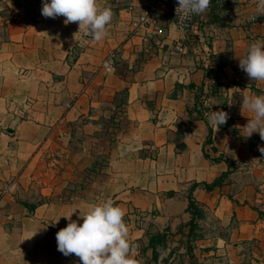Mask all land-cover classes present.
I'll return each instance as SVG.
<instances>
[{
    "label": "crops",
    "instance_id": "obj_1",
    "mask_svg": "<svg viewBox=\"0 0 264 264\" xmlns=\"http://www.w3.org/2000/svg\"><path fill=\"white\" fill-rule=\"evenodd\" d=\"M98 3L113 17L95 42L43 17L42 0H0V264H81L56 233L107 199L139 264L155 262L152 236L190 227V196L198 264H264V140L247 137L241 109L264 82L238 60L264 40L255 0H211L189 32L167 0ZM150 6L161 30L133 31ZM221 110L216 130L206 113Z\"/></svg>",
    "mask_w": 264,
    "mask_h": 264
},
{
    "label": "clouds",
    "instance_id": "obj_2",
    "mask_svg": "<svg viewBox=\"0 0 264 264\" xmlns=\"http://www.w3.org/2000/svg\"><path fill=\"white\" fill-rule=\"evenodd\" d=\"M255 3L253 20L264 16V0H255ZM177 4L176 15L189 19L192 15L206 14L210 0H177ZM41 15L52 19L62 16L65 25L77 23L78 32L82 31L95 42L106 38L107 26L113 17L111 9L102 8L98 0H42ZM238 60L239 68L250 81L264 82V40L251 43L245 56ZM241 109L251 113L243 127L247 137L258 133L264 140V95L244 96ZM206 116L216 130L230 118L222 110L206 113ZM259 151L264 153V147ZM72 214L63 216L68 220L67 226L56 233L57 250L64 256L74 255L81 264H139L135 258L137 246L130 242L129 228L124 221L126 213L115 206L113 200L91 205L77 220L72 219Z\"/></svg>",
    "mask_w": 264,
    "mask_h": 264
},
{
    "label": "rangeland",
    "instance_id": "obj_3",
    "mask_svg": "<svg viewBox=\"0 0 264 264\" xmlns=\"http://www.w3.org/2000/svg\"><path fill=\"white\" fill-rule=\"evenodd\" d=\"M193 228L186 225L184 228L174 232L164 234L162 242H156L158 252L162 255L161 264H184L185 262L197 263L199 249L198 241L205 233L204 228L201 226L199 220L194 218ZM197 251V252H196ZM213 261L212 263H214ZM149 264H158V262H150Z\"/></svg>",
    "mask_w": 264,
    "mask_h": 264
},
{
    "label": "built area",
    "instance_id": "obj_4",
    "mask_svg": "<svg viewBox=\"0 0 264 264\" xmlns=\"http://www.w3.org/2000/svg\"><path fill=\"white\" fill-rule=\"evenodd\" d=\"M172 12V15L175 19V22L179 29L189 32L196 22L201 19L204 15H192L189 19H181L179 14L176 15L175 9L178 6L177 0H167ZM211 1V0H210ZM223 3H228V0H222ZM133 31L139 30L141 28H152L154 31L158 32L161 30V26L159 24V16L156 12L154 6H150L144 10L137 16L136 20L132 23ZM183 45L181 43L176 44L174 46V50L177 52L183 51Z\"/></svg>",
    "mask_w": 264,
    "mask_h": 264
},
{
    "label": "trees",
    "instance_id": "obj_5",
    "mask_svg": "<svg viewBox=\"0 0 264 264\" xmlns=\"http://www.w3.org/2000/svg\"><path fill=\"white\" fill-rule=\"evenodd\" d=\"M202 116V115H200ZM222 128H224V126L222 125ZM210 135H211V130H210ZM211 140V139H210ZM227 175V174H226ZM226 175H223L221 177H219L215 182H213L212 184H206L205 187L208 190L213 189L216 186L221 185L222 180L225 178ZM197 185H194L193 188H195ZM188 211L190 212L192 218L191 221L189 222L190 224V228H193V224H194V218L195 216L199 213V209L197 207V204L195 203V201L192 199V197L190 196L189 198V204H188ZM162 237H164V235H157V236H152L151 240H150V247L153 248V256L152 259H154L155 261H157L160 257V253L157 251L158 248L156 246V242L159 244L160 242H162V244L164 245V242L161 241Z\"/></svg>",
    "mask_w": 264,
    "mask_h": 264
}]
</instances>
